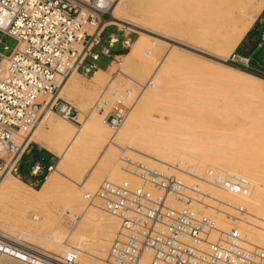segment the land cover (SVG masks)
Listing matches in <instances>:
<instances>
[{"label": "built area", "instance_id": "2783aa9c", "mask_svg": "<svg viewBox=\"0 0 264 264\" xmlns=\"http://www.w3.org/2000/svg\"><path fill=\"white\" fill-rule=\"evenodd\" d=\"M115 1L0 0V31L18 40L9 55L0 51V180L8 174L25 178L29 134L44 108L66 119L79 115L75 105L59 96L60 83L73 73L91 75L100 67L101 55L111 56L119 36L111 33L104 39L106 29L114 25L124 31L108 21ZM122 34L129 47L132 38ZM258 47L264 49V31ZM252 61V55L237 51L228 57L236 67L263 74L264 53L261 68ZM135 100L133 90L115 88L101 94L94 109L116 131ZM28 165L41 181L53 164L37 158ZM132 173L142 183L103 179L94 192H85L87 200H100L119 220L107 257L111 264H139L145 253L150 255L148 264H264V246L249 244L248 235L235 226L221 230L217 217L205 212L248 220L244 205L212 190L246 197L252 193L248 178L206 169L188 181L143 165ZM66 216L74 223L81 215L68 211ZM80 257L76 246L55 255L0 229V264H83Z\"/></svg>", "mask_w": 264, "mask_h": 264}, {"label": "bare ground", "instance_id": "6f19581e", "mask_svg": "<svg viewBox=\"0 0 264 264\" xmlns=\"http://www.w3.org/2000/svg\"><path fill=\"white\" fill-rule=\"evenodd\" d=\"M168 1L183 6L190 4L189 0H168ZM196 1L198 2L199 6L205 5V8H207L206 11L208 12V14L210 13L209 15H211L210 18L211 20L208 21V24H205L200 29L201 31L205 32L206 35L207 34L209 35L208 39L206 38L205 43L218 44V45L224 44L223 47L226 51L225 52L226 55L223 56L219 52H214V55L223 58V60H226L227 57H229V55H231L234 52L236 47L244 38L248 29L255 21L258 14L264 9V0H196ZM162 2L163 0H159V3H161V5ZM126 3L127 0H118L116 4L114 3L111 10V19H109L108 21L116 25H124V23H130L133 27L139 26V24H136L132 20L128 21L126 20V17H124L123 8L125 7ZM251 4L255 6L250 9L249 6ZM163 8L161 6V9ZM147 32L140 31L138 37L130 45V48L127 52L122 54H116V56L122 57L121 63L118 68L119 74L128 77V79H132L139 86H141L142 89L140 90L135 102L132 104L131 110L125 122L119 127L118 130L115 131V133L111 132L112 130L111 127L104 120L101 113L97 112L94 109V104L99 98V97L97 98L98 95L97 93L100 92V90L102 89H103L102 93L106 92L107 88L112 84V82H114L112 77V72L115 71L114 67L112 66H108L107 68L98 67L95 70L94 74L92 73L93 74L91 78L92 86L89 89L85 88L84 90L80 88V85L78 84L77 80L75 78H72V76L76 73H73L62 80L59 87V96L63 97L64 99H67L69 96L75 95L76 96L75 100L77 101L79 109L81 111L80 113L82 114L79 115L78 118L66 119L65 117L61 116L58 112L51 110L47 107L44 108L40 120L33 127L32 132L29 134V140L38 143L39 145H41V147L42 146L45 147L47 150L57 155L59 157V160L57 161L56 164L52 165L50 171L46 174V177L44 178L42 184L39 187L30 186L22 179L11 174L4 176L0 180V225L4 226L5 227L4 229H6V227L9 228L6 230L17 235L18 237H24L25 235H28L31 238H33V240L38 239V241H40L42 245L45 246L46 250L48 251L53 250L55 252L57 251L59 252L60 255L63 254L68 247L76 246L80 249V254H81L80 259L83 264H111L108 261L107 257L111 245V240L114 237L115 232L118 230L117 227L119 226V220L117 219V217L110 215L108 213L110 215V220L105 221L106 218L104 217V213L106 211L102 206V202L98 199H95L94 201H89L85 198L86 191L94 192L96 190L97 185H95V182L97 181L98 177H101L100 175L102 174L101 170L103 166L105 165L108 166V164L110 163L112 164V162L113 164L114 163L116 164L119 161L121 162L122 160L124 161V163L125 162L127 163V165L125 166L120 165L118 167L110 168V170L109 169L107 170L108 173L106 176H110L115 181H117L118 179L119 180L127 179L129 181L138 179L135 178L136 175L132 173V171H134L135 168H139L140 165L147 166L151 169L150 167V165H152L151 163L157 162L156 160L162 161L165 165H167L166 167L168 168L176 169L179 173L184 175L183 176L184 179L186 176H188L189 178L190 177L193 178L196 175L202 174V168L200 167L207 166L206 165L207 163L204 162L206 160L204 159H207V161L209 160L208 166L213 170L219 167L218 166L219 163L221 166L220 161H222L224 155L222 149L223 150L225 149L224 153L227 154L226 149L228 151L229 147L220 148L218 144L220 143L222 144L223 141L224 144L226 145L229 144L228 146H230V142L228 143L229 138L228 139L226 138L227 141L226 139H224L226 143L224 142L223 138L225 136L222 138V140L220 138L222 137L221 135L219 136L220 139H216L217 137L215 138L212 137V139L209 142L205 141L206 137L205 139L203 138L204 136L199 137L196 140V142H188L192 144L194 143L192 146L186 143L185 140L183 139L181 144L180 137L178 136L174 137L173 135L172 138L170 133L167 135L168 137L170 135V137L168 138V142L166 143L158 142L155 145L157 152L161 154H166L167 158L164 159H160L156 157L155 154L157 152H154L155 154H153L152 152L144 153L139 149L134 148L132 145H129V143L124 144V138L121 136L126 135L128 133L130 134V131H132L134 125L138 123L136 122L137 120L143 122L145 119L148 118L149 107L150 105H152L151 104L152 101L154 99H157L159 101V97H161V93L163 92L162 90L163 85L161 84L163 76H161L160 73L161 72L164 73L168 67L169 68L179 67V68L192 70V72L193 71L195 72L194 74L193 73L192 74L193 75L196 74V76L197 75L199 76V74L202 75L201 72L204 70L205 71V73L203 72L204 75H206L209 72L211 73V76H209L210 78L213 77L212 76L213 74L214 76L217 77V78L215 77L216 79L213 77L214 81L215 80L217 82L220 81L218 80V77H220L222 82L223 80L225 81L223 83H227V84L234 83V86L236 85L237 87L240 88V90L241 88L260 89V87L261 88L264 87V78H262L260 75L256 73L247 71L240 67H234V65L225 62H219V64L217 63L218 66H216V68H220L221 70H218L219 73L213 72L212 74L211 71L212 67L209 64L208 65L209 67L207 66L208 67L207 69L204 59L193 56L192 54L184 52L183 50H178L174 48L172 43L166 48L161 59L159 60L153 59L154 57L157 58L158 54H160V51L158 47H156V44L159 42L161 43L162 40L165 41L162 38L163 37L166 38L168 36L166 34H161L160 37L162 36L163 37L160 38L159 36H152ZM203 36L204 35H202V38H204ZM203 41L202 44L204 43ZM142 55H148V61L147 59H144L142 61L143 65L141 64V67H139L141 71H139L138 77H141L142 79L143 78L142 74L148 71L149 77L147 78V83H150L149 85H151L153 90H148V88L145 87L143 83H141L142 81H140V79L133 78L126 73V70L132 65V63H134ZM150 61L153 62L151 63ZM162 69L164 71H160ZM173 71L171 70V72ZM181 76H179V78ZM188 78L189 77H187V79ZM197 82L198 81H196V83ZM217 85H219V83ZM81 87L83 86L81 85ZM191 91L189 95H192L193 92ZM212 91L213 90H211V92ZM144 93H147L145 97H143ZM210 93L208 97L206 96L204 97L207 99V101L209 98H211L212 93L211 94ZM213 94L212 96L214 97ZM219 95L220 93L217 92V96ZM192 96H194L192 97L193 100V98H195V95L193 94ZM184 99H185V95H184ZM158 101L156 102L158 103ZM172 106L175 108L174 104ZM179 108L181 111L180 106ZM175 110L177 111V108ZM172 114L174 115L176 114L177 116V113L172 112ZM194 114H196L195 111ZM199 114L200 113L198 112V116ZM45 127L49 128L48 130L49 132H44ZM190 128L192 129V127ZM110 132L112 133V135L107 140L106 137L108 134H110ZM192 135L189 136L192 138ZM193 138H195V136ZM202 138L204 139L203 141ZM234 138L235 137H233V139ZM238 139L241 140V137H239ZM238 139H235V141H238ZM200 140L202 143L200 142ZM248 141L250 144L251 141L250 140ZM257 141L258 140H256V142ZM183 142H185L187 145H185V143ZM233 142L231 143L233 144ZM245 143H247V141H245ZM245 143H240L238 141V144L242 145L243 147L245 146ZM263 143L264 141L262 140V144ZM99 144L101 146H104V148L101 151L98 158L94 161V163L91 166L88 164L89 166L87 170L83 171V173L79 172L80 173L79 176L77 173L76 176L73 172L75 171V169H78V167L80 166L82 167L83 161L86 164L85 160L87 158L85 159V157L86 155H88L87 153L91 151L89 148H94L93 146L96 147L97 145L99 146ZM256 147H258V145ZM81 148L83 149V152L85 151L84 156H79V158H75L78 157V155L76 156L74 154L75 150L76 149L80 150ZM184 150L190 152H186ZM259 150L261 151V148ZM117 151H119V153ZM221 151L222 153H219ZM136 153L141 154L140 157L142 158L137 156ZM216 153L217 154L219 153V155L222 154L223 155L222 157H219V155H217ZM242 153L244 154V152ZM227 155L225 156V160ZM228 157L230 158L229 155ZM72 158L76 159L75 164L71 162L74 166L72 165L73 167L70 168L67 173L63 170V167H65L64 165H66V163L67 164L69 163L70 165V160ZM73 159L72 161L74 162ZM136 159L138 163L134 162L136 161ZM174 159H176L177 161L179 160V162L176 161L177 163H179L177 166L175 165ZM256 159L257 158H255V160ZM227 164H229V162L226 163V165ZM131 165H133L134 167L133 169L130 167ZM107 168L108 167H106V169ZM189 178L186 180H189ZM138 182L142 183L141 180H139ZM212 190L214 194L221 196L223 199L227 201H232L236 204L244 205L250 213L248 220L243 222L240 221L239 219L230 218L222 214H215V212H213V210L210 209L205 210L206 213L215 215L217 217L219 222V228L221 230H226L229 229L230 227L235 226L238 229H240L243 234L248 235L249 244L264 246V216H260L259 214L250 211V207L252 204L248 200L251 199V195L243 197L240 195L229 194L221 190H218L216 188H212ZM253 191L254 190H252V192ZM255 193L257 194L254 197L259 199L261 202H264V198L262 197V189L256 188ZM49 198H53L54 200L55 198L56 200L64 199V201L66 202L68 201L69 204L67 202V205L65 207L63 206L64 208L60 210L58 209L54 210L55 213L53 212V214H50V212H48V209L46 208L47 212L51 216H48V214L46 216L45 213L46 216L45 220L43 217H42L43 220H41L40 209L44 211L45 207L49 205V203L48 205H46L47 200ZM31 211H33V213H31L30 216L31 220L34 222L36 220L38 221L40 220L37 228L31 227L30 225H33V223L31 222V224H29L28 222V220H30L28 215ZM68 211H71L72 214L74 215L80 214L81 216L74 223L72 222L70 223L68 222L66 216V213H68ZM64 217L66 218L65 220H63ZM47 219L48 221H46ZM46 223H51L50 228H47ZM67 223H70L69 224L71 226L70 228L66 227L65 224ZM13 227L18 228L19 231L10 230V228ZM45 228L48 229L46 233L44 232ZM93 244L94 246H92ZM149 261H150V255L148 253H145L141 257L139 264H148Z\"/></svg>", "mask_w": 264, "mask_h": 264}, {"label": "rangeland", "instance_id": "374dc122", "mask_svg": "<svg viewBox=\"0 0 264 264\" xmlns=\"http://www.w3.org/2000/svg\"><path fill=\"white\" fill-rule=\"evenodd\" d=\"M116 2H118V0H116ZM116 2H115V4H116ZM189 2H190V4L183 6V5L175 4L173 2L171 3L168 0H163L162 5H161V3H159V0H127V3L125 5V7L123 8L124 17H126V20H128V21H131V20L134 21L136 24H139V26L133 27L130 23H124V25H118L119 27L123 28L124 31L118 30L117 26H114V25L109 26L106 29L104 36H103L104 39H107L111 33H116L119 36V41L111 48V56L101 55L100 59L98 60V64L101 68H107L108 66H112L115 69V71L112 72V77H113L114 82H112V84L107 88L106 92H108L109 90L115 89V88L131 89L134 91L136 98L138 97V94L140 92V90L138 89L139 85L135 81H133L132 79H128V77H126V76H122L121 74H119V71H118L122 57L116 56V54L125 53L130 48V46L127 47L124 44V36H123L122 32H124L125 35L132 38L130 45L138 37L140 31H145V32L148 31L147 32L148 34H150L152 36H159V37L161 36V34H166L168 37H166V38L163 36H162L163 38L160 37V38L164 39L165 41L162 40L161 43L159 42L156 44V47H158V49L160 51V54H158L157 58L152 57L153 59H156V60L161 59L166 48L172 43L174 48H176L178 50H183L184 52L192 54L193 56L204 59V61L206 63V67L209 64L212 67V69L210 67L212 74H213V72L217 73L218 70H221L220 68H216V66H218L219 62H225V63L230 64L228 62V57L226 60H223V58H220V57L214 55V52H219L223 56L226 55V53H225L226 51L223 47L224 44L218 45V44H207V43H205V40H206V38L208 39L209 35L207 34L208 35L207 36L206 33L201 31L200 29L205 24H208L209 20H211L210 19L211 15H209L210 13L208 14V12L206 11L207 8H205V5L199 6V4L196 0H189ZM161 6H162V8L163 7L164 8L161 9ZM254 6L251 4L249 6V8L251 9ZM159 8L161 11L159 10ZM254 27H257V29L254 30ZM262 29H264V22L259 21L256 24V19H255V21L253 22L251 27L248 29L247 33H250L251 31L259 33V32H262ZM200 35H201V37H200ZM202 35H204L203 36L204 38H202ZM0 38L2 39L0 42V51L6 55H9L12 52V50L14 49V47L17 45L18 40L15 37H13L9 34H6L2 31H0ZM200 40H202L204 43L202 44V41H200ZM6 45H8L7 48H5ZM234 51L240 52L242 54L247 53L245 51L244 47H242L241 49H235ZM149 58H151V57H149ZM256 58H259V59L261 58L260 53H257ZM144 59H147V61H148V55L140 56V58H138L134 63H132V65L126 70V73L133 78L140 79V81H142L141 83H143L144 86L148 88V90H153L151 85H149L150 83H147V78L149 77L148 71H146L142 74L143 80L141 79V77H138L139 71H141L139 67H141L142 61ZM153 59H150V60H153ZM212 64H213V66H212ZM208 67H207V69H208ZM234 67H236V66H234ZM170 68L168 67L164 73L163 72L160 73V75L163 76L162 77L163 79L161 81V84L163 85V87H162L163 92L161 93V97H159V101L157 99L153 100L154 103L152 101V103H151L152 105H150V107H149L148 118L144 120L146 122H144L143 120H142L143 122L137 120L136 122H138V123L134 125L132 131H130V134L128 133L126 135L121 136L124 138V144L129 143V145H132L134 148L139 149L140 151H142L144 153H151L152 152L153 154H155L154 152H157V149L155 147L156 143L168 142V138L170 137V135L172 136V138H173V135H174V137L175 136L180 137V139H181L180 143L181 144H182V139L185 140L186 143L196 142V140L199 137H203V136H204L203 137L204 139L206 137L205 141H207V142H209L212 139V137L213 138L217 137L216 139L221 138V140L224 136L225 137L223 138V140L226 138L227 139L229 138L228 143L230 142V146H228L229 145L228 143H227L228 145L224 144L223 141H222V144L221 143L220 144L217 143V144H218V146H220V148L229 147L228 151L226 149V152L230 156V158L228 157L227 154L224 153L225 149L224 150L222 149L224 155L222 154L223 155L222 161L219 160L221 162V166L219 163L218 164L219 167L214 169V170L219 171L221 173H233V174L248 178L252 183V190H254L250 194L251 199L248 200L252 204L250 207V211H253V213L259 214L260 216H264V202H261L259 199L254 197L257 194V193H255L256 188L257 189L261 188L262 189V197L264 198V155H263L264 154V146H263L264 143L262 144V140L264 141V87H262V88L260 87V89L259 88H254V89H248V88L242 89L241 88V90H240L239 87H237L236 85H235L236 87L234 86V83H231L233 85L223 83L225 81L223 80V82H222L220 77H218V80H220V81H218V82L216 80L214 81V78L216 76H214V74H213L212 76L214 78L213 77L210 78L209 76H211V73L208 72L206 75H204V73H205L204 70L201 72L202 75L199 74V76L198 75L196 76V74L193 75L195 72L194 71L192 72V70H188L185 68H179V67H170ZM173 69H174V71H173ZM216 69H217V71H216ZM171 70L174 73L171 72ZM205 70H206V68H205ZM160 71H164V70L162 69ZM197 73H199V72H197ZM79 74H81V75H79ZM93 74L87 76V75H84L83 73H76L72 76V78H75L77 80L78 84L80 85V88L85 90V88L89 89L92 86L91 78H92ZM258 75H260L262 78H264V73L258 74ZM179 76H181V77L179 78ZM187 77H189L188 78L189 80L187 79ZM196 81H198V82L196 83ZM218 83H219V85H217ZM208 84H209V86H208ZM81 85L84 88L81 87ZM211 88H213V89H211ZM200 90H201V92H200ZM211 90H213V91L211 92ZM190 91L193 92L192 95L193 94L195 95V98H193V100H192V97H194V96L189 95ZM205 91H207V92H205ZM216 91L220 93L219 96H217ZM102 92H103V89L97 93L98 94L97 98L101 94H103ZM210 92L212 94L214 93L213 94L214 97L212 96V94ZM203 93H205L206 95ZM209 93L211 94V98H209L207 101V99L204 97L205 96L208 97ZM146 95H147V93H144L143 97H145ZM184 95H185V99H184ZM75 97H76L75 95H71L66 100L69 101L71 104L75 105L79 111V115H81L82 113H80L81 111L79 109L77 101L75 100ZM186 98H187V101H186ZM201 98H203V99H201ZM224 98H225V100H224ZM210 99H211V102H210ZM156 101H158V103ZM76 103H77V105H76ZM173 104H174L175 108L172 106ZM179 106L181 107V111H180ZM201 106L202 107L204 106V107L202 108ZM172 107L174 110L177 108V111L176 110L174 111L172 109ZM200 108H201V110H200ZM207 110H208V112H207ZM194 111L196 114H194ZM172 112L177 113V116H176V114L175 115L172 114ZM192 112L194 115L192 114ZM198 112L200 113L199 116H198ZM79 115L77 116V118L79 117ZM173 115H174V118H173ZM55 119H56V117H55ZM210 122H211V125H210ZM198 123H200V124H198ZM214 124L216 125V127ZM190 127H192V129ZM48 130H49L48 127L44 128V132H49ZM111 132L115 133L114 130H111ZM111 132H110V134H108L109 137L107 135V137H106L107 140L111 137V135H112ZM168 134H170L169 137L167 136ZM238 134H239V136H238ZM189 135H192V138ZM220 135L222 137L219 138ZM194 136H195V138H193ZM233 137H235V138L233 139ZM239 137H241V140L238 139ZM243 137H244V139H243ZM203 138H202V141L204 140ZM227 139H226V141H227ZM232 139H233V141H235V139H238V141L240 143H245V141H247V143H245V146L243 147L242 145L238 144V141L233 142ZM247 139L251 141L250 144H249V141ZM256 140H258V141L256 142ZM122 141H123V139H122ZM205 141H204V143H205ZM226 141L224 140L225 143H226ZM185 142H183V143H185ZM200 142H201V140H200ZM219 142H220V140H219ZM231 142H233L234 145ZM254 142H255V145H254ZM31 143L35 144L36 142L31 141ZM186 143H185V145H187ZM188 144L193 146L194 143L193 144L188 143ZM256 144L258 145L259 148L256 147L257 146ZM190 145H188V146H190ZM209 145H211V144H209ZM234 146L235 147L237 146V147L235 148ZM241 146H242V148H241ZM93 147L94 148H89L91 151L89 153H87L88 155H86V157H85V159L86 158L87 159L86 160L84 159L86 161L87 165L83 161L82 167L81 166L78 167V169H75V171L73 172L76 176H77V173L79 176V174H80L79 172L83 173V171L87 170L88 166L89 165L91 166L94 163V161L98 158V156L100 155L101 151L104 148V146H101L100 144H99V146L97 145L96 147L95 146H93ZM238 147H239V149H238ZM260 148H261L262 152L259 150ZM80 150H81V152H80ZM80 150H78V149L75 150L74 154L76 156L78 155V157H75V158H79V156H84L85 151L83 152L82 148ZM184 151L190 152L187 150H184ZM222 151L219 153H222ZM78 152H80V153H78ZM117 152L119 153V151H117ZM242 152H244V154ZM219 153L218 154L216 153V154L219 155ZM254 153H255V155H254ZM257 153H259V154H257ZM50 155H53L51 164H56L57 161L59 160V157L55 154H50ZM136 155L139 157L141 156V154H139V153H136ZM155 155H156V157H158L160 159L167 158L166 154H161L159 152H157ZM222 155H219V157H222ZM226 155H227V157L225 160ZM235 155L236 156L239 155V156L236 157ZM252 155H254V156H252ZM140 158H142V157H140ZM255 158H257V159L255 160ZM72 159L70 160L71 166L69 165V163L68 164L66 163V165H64L65 167H63V170L67 173H68V170L74 166L73 164H75L76 159H73L74 162L72 161ZM176 159H178V158H176ZM176 159H174V162H175V165L177 166L179 164V163H177V162H179V160L177 161ZM90 160H91V162H90ZM204 160H206L204 162L207 163L206 164L207 166H201L200 167V168H202V174L205 172L206 168L211 169L208 166L209 160L208 161H207V159H204ZM156 161L158 163L157 162L151 163L152 164V165H150L151 168L157 169L159 171H167V172L170 171L169 173H175L179 176L182 175L176 169L166 167L167 165H165L162 161H160V160H156ZM224 161L226 163L229 162L230 165L229 164L226 165V163ZM134 162H137V159ZM205 163H204V165H205ZM222 163H223V166H222ZM114 164L112 162V164L110 163V164H108V166L105 165L102 167V170H101L102 174L100 175L101 177H98V179H97L98 182L97 181L95 182V185H97V187L103 179H109L111 181H115L110 176H106L108 173V171H107L108 169L110 170V168L118 167L120 165H124V166L127 165V163L126 162L124 163L123 160L121 162L119 161L115 165ZM106 167H108V168L106 169ZM130 167L132 169L134 168L133 165H131ZM47 173H48V171H46V173L42 176L41 181L36 180V179H28V178L23 179L21 177H18L17 175H14V176L22 179L23 181H25L30 186L37 187V186H40L42 184V181L46 177ZM183 176L184 175H182V177ZM187 177L188 176H186L185 179L189 178V177L188 178ZM135 178H138V179L130 180V182L138 184V181L141 179H139V177H136V176H135ZM124 180H127V179H121V180L118 179L115 182H121ZM191 180H193V179L190 177L188 181H191ZM257 183H258V185H257ZM204 187H206V186H204ZM57 200H56V198H55V200L53 198H49L47 200L46 205H48V203H49V205L45 207L44 211L40 209L41 220H43V218L45 220L47 214H48V216H51L50 214H53L54 210H57V209L60 210L67 205L68 201L66 202V201H64V199H57ZM68 204H69V202H68ZM46 208L48 209V212H50V214L47 212ZM33 211H31L29 213V215H28L29 218L31 216V213H33ZM45 213H46V216H45ZM104 217L106 218L105 221L110 220V215L107 212L104 213ZM65 219L66 218L64 217L63 220H65ZM46 221H48V219ZM28 222H29V224H31V222L33 223V225H30L31 227L37 228L40 220L39 221L36 220L34 222L30 218V220H28ZM68 222H69V220H68ZM46 224H47V228H50L51 223H46ZM48 224H49V227H48ZM69 224L70 223L65 224L67 228L71 227ZM4 228H5L4 226L0 225V229H4ZM6 229H9V228L6 227ZM10 230L19 231V229L16 227L10 228ZM47 230L48 229L45 228L44 232L46 233ZM24 237H26V239H28L29 241L38 245L39 247H41V248L44 247V249H45V246L42 245V243L40 241H38V239L33 240V238H31L28 235H25ZM92 246H94V244ZM50 251L55 255H59V252H57V251L56 252L53 250H50Z\"/></svg>", "mask_w": 264, "mask_h": 264}, {"label": "crops", "instance_id": "0c3cea01", "mask_svg": "<svg viewBox=\"0 0 264 264\" xmlns=\"http://www.w3.org/2000/svg\"><path fill=\"white\" fill-rule=\"evenodd\" d=\"M264 22V9L260 12L258 17L256 18V24L257 22ZM257 27H254V30H256ZM264 29H262V32H254L251 31L250 33H247L245 37L242 39V41L239 43L236 49H241L244 47L245 53L244 55H252L253 57V65L257 68H261V59L264 53V49L259 46V43L262 39V33ZM257 53H260L261 58H256ZM54 154L51 151L47 150L45 147H41L38 143L31 144V154L27 155L25 157V169H24V176L28 179H36V176H33L30 174L29 169L30 166L28 164H32L35 159L37 158H43L46 163H52V158Z\"/></svg>", "mask_w": 264, "mask_h": 264}, {"label": "trees", "instance_id": "16d2710c", "mask_svg": "<svg viewBox=\"0 0 264 264\" xmlns=\"http://www.w3.org/2000/svg\"><path fill=\"white\" fill-rule=\"evenodd\" d=\"M37 187H39V186H37Z\"/></svg>", "mask_w": 264, "mask_h": 264}]
</instances>
